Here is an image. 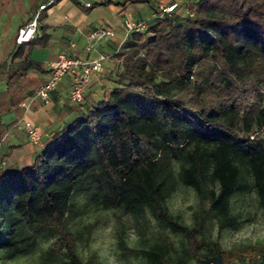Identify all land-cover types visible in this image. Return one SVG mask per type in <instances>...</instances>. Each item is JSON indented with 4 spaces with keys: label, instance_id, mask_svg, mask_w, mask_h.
Returning a JSON list of instances; mask_svg holds the SVG:
<instances>
[{
    "label": "trees",
    "instance_id": "1",
    "mask_svg": "<svg viewBox=\"0 0 264 264\" xmlns=\"http://www.w3.org/2000/svg\"><path fill=\"white\" fill-rule=\"evenodd\" d=\"M127 1L158 12L152 0ZM46 36L15 43L6 85L14 109L23 89L15 80L41 69L27 51ZM112 56L121 67L103 97L0 171V259L32 250L40 236L52 239L41 264H95L94 254L79 258L66 225L84 211L74 201L82 194L101 211H148L185 239L175 258L165 244L139 249L148 264H264V244L224 249L207 236L209 225L243 222L235 196L255 193L264 208V0L185 2L130 33ZM177 181L198 199L192 225L169 211Z\"/></svg>",
    "mask_w": 264,
    "mask_h": 264
},
{
    "label": "crops",
    "instance_id": "2",
    "mask_svg": "<svg viewBox=\"0 0 264 264\" xmlns=\"http://www.w3.org/2000/svg\"><path fill=\"white\" fill-rule=\"evenodd\" d=\"M38 1L0 0V171L29 159L36 150L22 134L10 129V125L20 116L21 109L18 106V109H14L10 105L6 85L7 69L11 66V57L16 48L14 38L17 30L27 22L33 9L36 10L40 5ZM102 1L104 0H51L40 11L41 18L38 19L34 38L45 34V43L32 47L27 54L32 61L39 63L41 69L31 67L24 76L15 80L14 83L23 86L19 101L28 97L34 88L46 80L47 63L60 51L67 50L82 59L91 58L96 53L110 55L102 62L100 71L92 75L80 104H72L66 99L69 86L67 77H62L47 105L32 103L23 117L41 132L42 142L50 133L84 113L91 103L100 100L114 85V74L121 66L112 52L123 38V20H145L154 12L146 3L111 0L110 3L100 4ZM160 1L152 0V3L157 5ZM85 3L89 5L86 6ZM184 5L185 2L182 1L181 7L184 8ZM145 7L147 13L143 9ZM99 26L111 28L113 38L100 40L95 50L85 52L88 33ZM4 133L7 135L2 138Z\"/></svg>",
    "mask_w": 264,
    "mask_h": 264
},
{
    "label": "rangeland",
    "instance_id": "3",
    "mask_svg": "<svg viewBox=\"0 0 264 264\" xmlns=\"http://www.w3.org/2000/svg\"><path fill=\"white\" fill-rule=\"evenodd\" d=\"M143 9L147 13L146 7ZM262 135L264 137V132ZM74 201L84 211L73 219H67L66 225L76 236L74 247L82 261L94 254L95 264H148L138 254L139 249L149 248L157 243L165 244L169 248V256L175 258L186 244L182 236L161 228L148 211L142 218H135L117 211H101L84 206L82 194L74 196ZM167 205L169 211L177 215L184 224L192 225L193 212L198 208V199L192 189L177 181ZM233 211L241 213L243 219L237 228L218 230L212 224L209 225L207 236L218 240L224 249L264 244V208L258 206L255 193L235 196ZM119 237L124 240L126 249L119 247ZM51 240L39 236L32 250L11 260L0 259V264H41L39 254ZM188 264L196 263L192 260ZM244 264L254 262L246 259Z\"/></svg>",
    "mask_w": 264,
    "mask_h": 264
},
{
    "label": "built area",
    "instance_id": "4",
    "mask_svg": "<svg viewBox=\"0 0 264 264\" xmlns=\"http://www.w3.org/2000/svg\"><path fill=\"white\" fill-rule=\"evenodd\" d=\"M182 1L193 2L194 0H161L157 4L158 12H154L151 17L145 20H123V38L117 43L112 54L118 51L122 41L133 32H143L146 29L147 21L156 17H162L165 14H170L177 11L181 6ZM51 2L47 0L46 3ZM46 3L40 4L31 18L22 25L16 33L15 43L19 44L27 42L34 38L38 26V14L46 6ZM88 6V3H85ZM190 14V13H188ZM114 36L111 28L99 26L87 35V42L84 46L85 52L95 50L97 43L100 40H110ZM69 46H72L70 44ZM110 55L104 53H96L91 58H79L67 50L60 51L56 57L47 63L48 76L46 80L33 89L31 94L25 99L18 102L17 106L21 109L20 116L10 125V129L22 134L25 139L33 146L40 147L42 143L41 132L33 125L24 120V114L30 109L33 102H38L42 105H47L50 102L51 94L56 90L58 83L62 77L68 78V89L66 99L72 104H80L84 97V92L87 84L90 82L93 74L101 69L102 62ZM7 133L3 134L4 138Z\"/></svg>",
    "mask_w": 264,
    "mask_h": 264
}]
</instances>
